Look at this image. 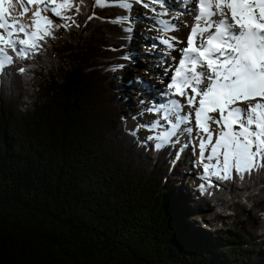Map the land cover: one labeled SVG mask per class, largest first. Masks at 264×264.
<instances>
[{
    "label": "trees",
    "instance_id": "16d2710c",
    "mask_svg": "<svg viewBox=\"0 0 264 264\" xmlns=\"http://www.w3.org/2000/svg\"><path fill=\"white\" fill-rule=\"evenodd\" d=\"M105 5L0 72V264H264V171L181 205L170 149L125 128L129 13Z\"/></svg>",
    "mask_w": 264,
    "mask_h": 264
},
{
    "label": "snow or ice",
    "instance_id": "6c2138e0",
    "mask_svg": "<svg viewBox=\"0 0 264 264\" xmlns=\"http://www.w3.org/2000/svg\"><path fill=\"white\" fill-rule=\"evenodd\" d=\"M133 2L159 17L154 23L164 34L158 38L167 50L164 55L180 53L178 62L175 57L173 63L165 60L169 66L163 75L172 73L163 93L168 99L144 109L158 117L138 125L155 133L144 139L160 150L178 143L174 138L180 131L189 136L195 132L203 168V183L198 186L202 194L211 195L210 189H218L222 182H243L264 171V0H179L186 7L190 3L188 12L196 13L181 49L175 46L184 41L170 35L179 30L172 22L176 18H167V11L161 10L165 0H122L118 6L130 10ZM94 3L106 6L105 0ZM176 3L173 0V6ZM82 6L83 0H0V71L38 55L59 28L79 27L76 15ZM29 13L30 19L23 22ZM94 18L92 12L88 20ZM18 71L23 74L26 68Z\"/></svg>",
    "mask_w": 264,
    "mask_h": 264
},
{
    "label": "rangeland",
    "instance_id": "374dc122",
    "mask_svg": "<svg viewBox=\"0 0 264 264\" xmlns=\"http://www.w3.org/2000/svg\"><path fill=\"white\" fill-rule=\"evenodd\" d=\"M117 1L122 0H105V2ZM165 5L166 7L161 10H166L170 18L176 17V19L180 18L182 14H187V8H190V6L187 5L186 7L184 4L182 7H176L175 5H182L179 3V0H177V3L174 6L173 0H165ZM173 12L175 13L173 14ZM129 14L130 15L127 17V19H125V22L130 25L131 38L129 39V43L125 50L127 52L125 57H130V59H125V63L121 64L124 65L123 68H120V65L117 67V73L114 75V79H116V83H119V89L117 88L119 91V93H117L119 94L118 102L120 104L122 103L121 113L127 121V127L130 129H135L137 139L144 140V138L151 132H149L146 127H138V125L145 124L146 121L144 118H134V113L136 110H138L139 113L146 115L144 109L147 105L154 104L159 101L164 102L168 99V97L163 93L166 89L165 84L168 83L171 74L169 73L167 76L163 75L165 68L168 67L169 64L165 63L166 59L164 60L161 57V55L165 56V52L164 46L159 45L158 38L164 34L154 23L159 17L154 16V14L148 8H145L140 3L135 2H133ZM190 15L192 16V14L189 13V16ZM150 17L154 18L155 20L150 19ZM29 19L30 13L27 20ZM176 19L173 20L177 22ZM55 21L61 23L58 18ZM175 21L172 22L176 23ZM179 27L184 29L182 24H180ZM184 30H187V28ZM153 43L157 44L158 46L156 48H152ZM162 49L163 51H161ZM170 56L171 55H168L167 57ZM158 65L159 67H157ZM153 67L156 69L160 68L161 74L158 72V75L152 73L151 70ZM139 71H143L144 75H137L139 74ZM151 77L153 80H155V83L151 80ZM142 78L145 79L143 82L141 80ZM140 100H143L144 104L138 102ZM146 116H148V118L153 121L157 119V116L151 113H147ZM180 136L181 134L174 138V141H178V143H171L173 150L170 152V159L173 158L175 153L179 154L178 156L180 157H174L177 160H180L179 158L183 159L184 162H180L183 163L182 172L180 174L179 180L176 179L177 177L175 174H173L169 177V181L171 182L172 186L181 194V205L185 208L186 198L191 197L192 189L199 182H201L200 177L202 176V172H200V169L203 170V168L200 164L199 166L196 165L195 169L190 167L193 164L194 159H192L193 157H186L189 150L186 152V154L184 153L189 148V143L186 144L180 139ZM191 149L193 150L195 148L192 147ZM182 153L184 154L182 155ZM187 218L189 222L193 220V216L191 215L187 216ZM261 230L264 231V228Z\"/></svg>",
    "mask_w": 264,
    "mask_h": 264
},
{
    "label": "bare ground",
    "instance_id": "6f19581e",
    "mask_svg": "<svg viewBox=\"0 0 264 264\" xmlns=\"http://www.w3.org/2000/svg\"><path fill=\"white\" fill-rule=\"evenodd\" d=\"M25 2H26V0H25ZM176 7H182L183 6V4L182 5H175ZM188 6H190L191 7V4L189 3L188 4ZM17 10H19V4H17ZM175 12H173V14H174ZM190 14H192V16L190 17L189 16V12L187 13V14H182L181 16H180V18H177L176 20H177V22L175 21V20H173V21H175L176 22V24H178V25H180V24H182V26H184V29L185 28H187V30H184V29H182L181 27H179V30L178 31H173V32H171L170 33V35L171 36H174V37H177L178 39H180V40H182V41H184L183 43H179V44H176V49H181L182 47H186V40H187V36L189 35V32H190V30H191V27L193 26V24H194V16H195V14L196 13H194V12H192V13H190ZM29 17V16H28ZM28 17H25V19H24V21L23 22H25V23H27L28 22ZM168 18H170V16H168ZM176 18V17H175ZM150 19H153V20H155L154 18H152V17H150ZM171 19V18H170ZM161 51H163V49L161 50ZM167 50L164 48V52H166ZM169 55H171L170 57H167V56H162L161 55V57L165 60H167L168 62H170V63H173V61H172V57H175L176 58V61H178L179 59V56H180V54H179V51H171L170 52V54ZM171 59V60H170ZM169 64V63H168ZM152 71V73H155V74H157V72L158 73H160L161 74V72H160V68L159 69H156L155 67H153V69L151 70ZM152 73H151V75H152ZM154 74V75H155ZM137 75H144L143 74V71H139V74H137ZM158 75V74H157ZM142 80V82H143V80H145L144 78H142L141 79ZM151 80L152 81H154V83H155V80H153L152 79V77H151ZM169 82V81H168ZM165 85H167V84H165ZM155 94H156V92H155ZM141 101V100H140ZM140 101H138V102H140ZM181 102L183 103V100H181ZM142 107V106H141ZM189 111V109L188 108H185L184 109V112L186 113V112H188ZM145 114L147 115V113L145 112ZM146 115H144V114H142V113H139V111L138 110H136V112L134 113V117L135 118H139V119H143L144 118V120L146 121V122H151V121H153V120H150V118H148V116H146ZM154 117V116H153ZM158 118V117H157ZM193 126H194V121H193ZM215 127V126H214ZM181 134V136H180V139L181 140H183L186 144H188L189 143V145H188V149L184 152L185 154H186V152L189 150V152H188V155H186V157H193L192 159H194V161H193V164L190 166L191 168H194L195 169V166L197 165V166H199V163H198V160H199V149H198V144H199V140L198 139H194V137H196V133L195 132H193L192 133V135L191 136H189L188 134H186V133H184L183 131H180L179 133H178V135H180ZM177 135V136H178ZM195 148V149H191V148ZM184 153H182V155L184 154ZM177 155H179L178 153H177ZM196 155H197V157H196ZM205 155L207 156L208 155V152L206 151L205 152ZM194 166V167H193Z\"/></svg>",
    "mask_w": 264,
    "mask_h": 264
}]
</instances>
